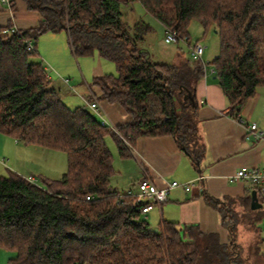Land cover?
I'll list each match as a JSON object with an SVG mask.
<instances>
[{
    "label": "trees",
    "instance_id": "16d2710c",
    "mask_svg": "<svg viewBox=\"0 0 264 264\" xmlns=\"http://www.w3.org/2000/svg\"><path fill=\"white\" fill-rule=\"evenodd\" d=\"M18 0H9L16 10ZM40 14L35 27H0V133L25 145L62 151L68 169L45 186L15 172L0 174V248L15 253L12 264H248L233 237L236 217L226 203L205 195L228 230L216 233L162 219L158 231L136 211L135 199L111 187L116 174L107 144L130 156L144 137L172 136L198 168L206 145L198 128L196 86L208 70L201 61L156 63L141 47L151 26L129 27L125 8L135 3L165 31L189 44V25L214 29L220 54L212 73L226 97L228 115L239 119L247 101L264 88V0H21ZM133 10V9H132ZM65 32L72 53H98L117 75L94 77L91 100L119 105L129 121L116 131L102 126L85 106L70 109L50 85L39 55L44 33ZM28 43L32 44V49ZM158 106L161 117H155ZM250 190L241 199L251 209ZM90 197V200H87ZM258 253V252H257ZM253 264H263L258 257Z\"/></svg>",
    "mask_w": 264,
    "mask_h": 264
},
{
    "label": "crops",
    "instance_id": "0c3cea01",
    "mask_svg": "<svg viewBox=\"0 0 264 264\" xmlns=\"http://www.w3.org/2000/svg\"><path fill=\"white\" fill-rule=\"evenodd\" d=\"M40 20V14L29 11L21 0L17 1L16 10L8 9L0 1V27L11 22L15 29L24 30L37 26ZM43 36L47 37H39L38 51ZM65 38L68 42L67 35ZM47 56L44 54L46 60L55 63L50 55ZM196 99L198 128L206 145V154L199 168L179 147L174 137H144L137 141L129 157L122 158L118 152L116 156L113 155L116 171L113 177L119 176L117 188L121 186V193H126L135 192L137 183L143 177H149L158 188H165L171 181L188 183L202 176V182H197L192 191L187 192L182 188L171 190L161 209H153L146 217L149 218L151 213L156 211L160 222L166 219L179 223L181 227L199 226L205 233L218 234L221 242L226 244L229 242L228 230L222 224L220 213L206 202L205 195L222 203L236 201L241 208L246 209L241 199L251 190L250 186L233 183L229 179L242 167L264 168V144L256 142L248 133V125L252 123H256L259 130L264 131V89L260 88L255 97L247 101L239 119L228 115L229 106L224 92L211 73L198 82ZM98 103L100 120L105 119L114 127L129 121V117L119 105ZM19 144L17 140L0 133V166L9 167L8 170L25 178L20 164V153L27 152L29 145L24 147ZM259 202L261 203L260 200Z\"/></svg>",
    "mask_w": 264,
    "mask_h": 264
},
{
    "label": "rangeland",
    "instance_id": "374dc122",
    "mask_svg": "<svg viewBox=\"0 0 264 264\" xmlns=\"http://www.w3.org/2000/svg\"><path fill=\"white\" fill-rule=\"evenodd\" d=\"M124 10V21L129 27L133 28L137 21L145 22L151 26L150 33L145 36L140 45L150 53L153 62L175 64L182 59H190L189 45L183 41L166 43V31L163 25L149 15L141 4L135 3L129 9L125 8ZM42 35H47V37L41 38L39 55L33 57V60L39 64L42 63L43 67L47 69V80L52 87L61 91L63 102L67 107L72 110L81 106L90 109L86 100H91L92 90H89V87L92 85L94 77L108 74L117 75L115 64L102 58L98 53L91 56L76 57L70 51L65 32L44 33ZM189 35L190 45L200 42L206 47L203 63L207 65V74H212L214 70L212 63L220 54V40L217 32L214 29L206 32L202 24L194 19L189 25ZM44 54L48 55L47 57L50 55L56 65L46 60ZM93 101L98 100L94 97ZM158 109V106L155 105L153 112L156 114L153 116L161 117ZM107 144L112 155L116 156L117 145L111 137L107 138ZM19 145L26 147L23 143ZM26 151L20 153L22 161L19 159L25 174L23 176L27 179L35 176L37 185L41 187L45 186V179L49 181L60 180L68 169L67 154L62 151L31 145L27 147ZM5 156L8 157V155ZM8 169L10 168L0 166V174L8 175L9 172H14ZM114 177L111 179V187L122 192L121 186L117 188V182H120V179L117 178L119 176ZM134 191V193L139 192L137 188ZM260 201L262 208L258 210L243 209L236 201L230 204L236 217L233 237L241 247L242 258L251 257L250 260H247L248 264H253V260L257 257L264 264V200L261 199ZM146 220L153 229L158 228L160 217L156 211L151 213L149 218L146 217ZM14 257L15 253L0 248V264H12L10 259Z\"/></svg>",
    "mask_w": 264,
    "mask_h": 264
},
{
    "label": "built area",
    "instance_id": "2783aa9c",
    "mask_svg": "<svg viewBox=\"0 0 264 264\" xmlns=\"http://www.w3.org/2000/svg\"><path fill=\"white\" fill-rule=\"evenodd\" d=\"M1 3L9 8V0H0ZM166 43L186 42L184 39H178L176 33L172 31L166 32ZM187 43V42H186ZM188 44V43H187ZM29 48L32 49V44L28 43ZM189 45V53L192 61L203 62V55L206 47H204L200 42L193 45ZM214 70L212 71V73ZM88 107L94 113L100 116V108L98 101L87 102ZM102 126L112 129L117 132L116 127L109 121L102 119L100 120ZM248 133L253 137L256 142H261L264 144V131H260L256 123L248 125ZM30 183L37 184V179L35 177H29L27 179ZM203 177L200 176L196 181H191L188 183H180L178 181H171L165 188H158L153 180L149 177H143L137 183V189L139 192L134 193L132 191L126 192L124 194L130 195L135 199V204L133 208L147 215L150 211L155 208L161 209V205L168 200V196L171 190L182 188L183 190L189 192L195 188L197 182H202ZM230 182L233 183H244L250 186L252 191H256L258 199L264 200V168L258 167H242L236 171L231 177ZM90 200V197H87ZM264 220V218H263ZM264 232V230H263ZM264 239V238H263Z\"/></svg>",
    "mask_w": 264,
    "mask_h": 264
},
{
    "label": "water",
    "instance_id": "95a60500",
    "mask_svg": "<svg viewBox=\"0 0 264 264\" xmlns=\"http://www.w3.org/2000/svg\"><path fill=\"white\" fill-rule=\"evenodd\" d=\"M260 208H262V204L259 202L256 191H253L251 195V209L258 210ZM157 231L158 229H154V232H157Z\"/></svg>",
    "mask_w": 264,
    "mask_h": 264
}]
</instances>
